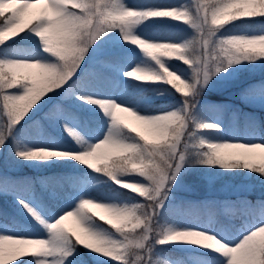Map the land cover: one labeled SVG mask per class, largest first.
<instances>
[{
  "label": "snow or ice",
  "instance_id": "1",
  "mask_svg": "<svg viewBox=\"0 0 264 264\" xmlns=\"http://www.w3.org/2000/svg\"><path fill=\"white\" fill-rule=\"evenodd\" d=\"M193 16L181 5L178 8L128 9L123 0H0V46L6 45L21 34L28 32L36 37L39 50L46 59H3L0 58V147L12 135L13 129L41 102L51 99L53 94L70 86L86 63L90 49L102 37L118 30L124 43L137 47L141 53L153 62L152 68L135 67L126 73L127 77L150 83L170 85L179 97L181 107L164 114L145 117L136 114L115 102L89 100L98 105L105 117L110 118L107 131L101 127L97 135L103 139L94 146H86L76 153L49 150H17L13 152L18 160L45 161L50 158L72 159L89 170L102 173L121 188H131L146 202L134 207L115 206L100 203L91 198H82L74 210L61 214L53 223L44 224L21 200L17 202L32 218L45 228L48 239L20 238L0 235V264H8L16 256L48 258L67 256L71 247L83 248L101 257H110L117 264H128L126 257L136 249H145L152 239L154 216L167 199L169 181H174L186 159L187 149L203 150L202 159L195 163L203 166H219L221 169H244L264 175V163L254 166L249 160L260 153L264 159L262 143L206 142L197 138V133L213 129L210 123L194 120V110L199 96L198 87L206 84L211 75L225 71L228 67L242 62L254 63L264 60V51L251 47L235 49V40L258 41L264 39V26L247 36L217 35L227 25L239 19L264 18V0H192ZM29 9H37L32 19L24 22ZM143 19H170L182 21L196 32V39L186 44L170 42H145L131 34L133 26ZM158 45L172 46L167 49ZM178 48L177 55H172ZM167 57L194 67L191 83L186 81L176 69L167 65ZM212 69L211 75L209 69ZM37 70L39 80L33 79L31 70ZM115 66L104 61L88 70L87 78L80 89L92 86L107 79L106 73ZM166 73H172L183 82V87H174ZM199 76V79L197 77ZM79 90V89H78ZM78 90H74L78 91ZM77 96V99H81ZM55 108L52 118L62 114ZM118 113H126L135 122L143 126L138 130L120 118ZM218 130V129H217ZM67 132L68 130L65 129ZM124 133L132 134L131 137ZM134 133V135H133ZM74 141L83 142L69 132ZM102 149L109 153H101ZM105 161L99 166L98 161ZM131 172L137 173L145 181H123L121 177ZM91 209H100L110 217L108 224L115 229L114 239L104 232L94 230L90 223L96 221ZM264 208L254 216L256 223L246 235H242L234 246L194 230L165 229L157 232L155 243L165 245L183 242L214 250L226 259V264H264ZM73 218L84 237L62 227L64 220ZM101 220L104 217L100 218ZM98 227H103L101 224ZM205 237H211L218 246H211ZM142 259L135 255V262ZM133 262V264H135ZM31 264V262H29ZM38 264H44L40 260ZM52 264H63L53 259ZM71 264V262H69Z\"/></svg>",
  "mask_w": 264,
  "mask_h": 264
},
{
  "label": "trees",
  "instance_id": "2",
  "mask_svg": "<svg viewBox=\"0 0 264 264\" xmlns=\"http://www.w3.org/2000/svg\"><path fill=\"white\" fill-rule=\"evenodd\" d=\"M134 2L137 4L134 9L173 8L172 0H134ZM180 23L170 19H143L140 25L144 34L151 39L156 38L155 42L166 41L179 45L194 41L196 35L189 30L186 31ZM260 26H264V18L239 19L233 23L230 22L226 27L230 31L256 32ZM101 40L100 52L81 66L84 71L75 81L58 94H53L50 100L46 98V102L42 101L41 105L35 107L23 121L15 126L12 135L2 147L0 226H8L15 234L44 237L49 235L44 227L25 214L21 205L6 200L7 196L10 197V192L19 194L22 201L31 206L35 203L39 204V213L46 218L55 217L64 206L72 204L80 196L82 189L93 180L99 182L90 186L89 192L100 200L130 205L146 203L133 190L121 188L102 173L89 170L72 159H58L52 163L32 166L27 161L18 160L13 152L14 145L17 150H20L25 143L46 144L68 152H78L81 144L78 145L69 135V132L73 133L71 129L76 128L67 121V117L70 115L79 117L82 131L97 133L101 125L105 123V118L98 109V105L91 107L88 101L97 100V96L101 93L110 96L111 91L121 82L125 84V95L138 101L137 110L141 113H155L174 104L178 109L181 107L179 97L182 94L174 93L175 90L171 89L170 85L125 77L126 66L153 67V62L146 58L137 47L120 41L111 33L102 37ZM37 51L40 50L36 37L25 32L6 45L0 46V57L31 55ZM41 57L46 59L43 53ZM164 59L167 60L166 63L171 69L178 70V73L191 83L192 68L183 64L182 61L167 57ZM99 60L114 65L115 69L106 73L107 79L103 82L80 89V84L87 78L88 70L95 67ZM235 80L223 88H204L198 91L199 101L194 110V120L212 124L207 119L214 113L222 111L231 133L234 134L236 124L247 140L252 138L257 130H261L264 136V109L252 107L241 99L244 95L264 94V60L246 65ZM74 90L78 91L74 93ZM77 96L82 98L77 99ZM226 104L229 106L227 109ZM57 107L63 112L60 116L52 118L50 113ZM65 129L68 131L66 132ZM220 133V129L215 128L203 130L197 133V138L203 139L204 135L218 136ZM124 135L132 136L129 133ZM186 152L190 170L186 173L185 180L194 182L199 178V173L207 172L215 176L214 191L219 190L227 180H231L235 173L240 175L244 171V169L225 170L219 166L199 165L195 161L203 158V150L187 149ZM103 164L99 166L102 167ZM121 178L143 180L135 172ZM250 181L251 187L247 191L214 192L207 197L186 191L174 193L172 198L168 195L153 218L152 239L148 242L150 255L154 256L153 258L163 255L180 264H221L225 258L220 254L158 245L155 243L159 238L157 232L162 233L170 223H175L179 227L202 226L208 231H214L226 241H233L238 237L241 229H248L256 223L254 220L256 212L264 208V175L252 172ZM94 218L115 231L110 224L99 217L94 216ZM263 219L264 216L260 217V220ZM68 252L67 256H57L64 264L69 262L71 264H117L114 261L97 262L87 250L80 247H77L75 251L69 247ZM131 256H134L133 252ZM127 260L128 264H133V258H127ZM135 264H143V262L139 261Z\"/></svg>",
  "mask_w": 264,
  "mask_h": 264
},
{
  "label": "rangeland",
  "instance_id": "3",
  "mask_svg": "<svg viewBox=\"0 0 264 264\" xmlns=\"http://www.w3.org/2000/svg\"><path fill=\"white\" fill-rule=\"evenodd\" d=\"M123 3L128 9H134L137 5L134 2V0H123ZM172 3H173L172 4L173 8H178L181 5H184L185 8L190 12V14H192L193 16L195 15L194 8L192 5V0H172ZM36 11H37V9H29L28 12L25 14L24 22L27 23L29 20H31L34 12H36ZM180 22H181L180 25H183V28L186 31L189 30L193 34L197 35L195 30L192 27L185 25L182 21H180ZM253 33H255V32H248L246 30H237V31L232 30V31H230L226 27V28L222 29L220 32H218L217 35L219 37L247 36V35H251ZM111 34L115 35L120 41H123L121 39V36H120V33L118 30L111 32ZM131 34L137 38L143 39L145 42H155L156 41V38L151 39L149 36H147L146 34H144L142 32L140 23L138 25H135L132 27ZM101 47H102V40L98 41L97 44L94 45L90 49L89 56H88L87 60H90L93 56L97 55L100 52ZM110 47H111V45H110ZM0 58H3V59H33V60L43 59L41 57L40 51H37L32 55H4ZM257 61L260 63V61H263V60H257ZM248 64H249L248 62H242L239 64H235L231 67H228L225 71L217 73L216 75H211L212 69L210 67L209 74L211 75V78L208 80V82L206 84L199 86L198 91H201L204 88H214V87L223 88L225 86H228L231 82L236 81L235 79L237 78L239 73ZM135 67H138V66H134V65L131 67L126 66V68L124 69L125 77H127L126 73L128 71L133 70ZM194 67L195 66L192 67V73H193ZM31 71L33 73V79L39 80L37 70L33 69ZM197 79H199V76L197 77ZM124 86H125V84L123 82H121L111 91L110 96H107L106 94L101 93L97 96V100L106 101V102H115L118 104V106L126 107L129 110L134 111L136 114H138L140 116H145V117L156 116V115H160V114H164L166 112L172 111L173 109H178L177 106L174 104L169 108L163 109V110L155 112V113H141L137 110L138 101L132 100L131 98H129L125 95V90H124L125 87ZM241 99L244 100L247 104L251 105L252 107H256L258 109H264V94L244 95L241 97ZM90 106L96 107L97 105L90 104ZM227 108H229L228 104H226V109ZM98 109L100 110V112L102 114V110L99 108V106H98ZM118 115L120 116V118L122 120L130 123L132 126L136 127L138 130H143V126L139 125L138 122L133 121L131 119V117H129L126 113H118ZM102 116L105 118V123L102 124L101 127H103L104 131L106 132L107 128H108V124L110 123V118L105 117L103 114H102ZM67 121L70 122L71 125L75 126L76 129H71V130L74 133V135L76 137H78L83 142L81 144V146H80L81 148L78 150V152L83 150V148L86 146H94L95 143H97L103 139V134L98 136L97 133H92V132L87 133V132L82 131L81 130L82 127L80 125L79 117H77L75 115H70L69 117H67ZM207 121H211V123L214 126H216L215 129H220L221 133L218 136L204 135L202 140H204L206 142H229V143H244V144L262 143V144H264V136L262 135L261 130H257L255 132L254 136L252 138H250L249 140H247L245 138V134L243 133V131H241L239 129V127L236 124H235L236 130H235L234 134L231 133L229 131L228 125L225 121L224 112H222V111L214 113L211 118L207 119ZM20 150L21 151H25V150H49V151H60V152H65V153H69V154L75 153V152H68V151H66L64 149H60V148H53L50 145H46V144H30V143H25L24 146ZM101 153L110 154L109 150H106V149H102ZM1 155H2V147L0 148V156ZM56 160H58V159L57 158H50V159L45 160V161H27V162L30 163L32 166H37V165L45 164V163H52ZM104 162L105 161L100 160V161H98V164L100 165L101 163H104ZM249 163L258 167V166H260L261 163H264V159L261 158L260 153H256L249 160ZM189 170H190V165L187 163V160L185 159L183 166L181 167L180 171L175 176V180L168 182V187L170 188V190L167 191V197L169 195V197L172 198L174 196V193H179V192L185 193V191L186 192H192L196 195L197 194H200V195L203 194L204 197H207L214 192H220V193L240 192V191H247L251 187L250 177L252 175V171H250V170H244L243 173L240 175L235 173L233 178H231V180L230 179L227 180L225 182V184L219 190H216V191L213 190V182L215 180L214 175L208 174L207 172L199 173V178L197 180H195L194 182H187L185 180V175ZM195 176L197 177V174H195ZM121 179L125 182L134 181V182L139 183V184L145 183V181L140 180L138 178H121ZM98 182L99 181H97V180H93L89 184H87L82 189L80 196L72 204L64 206L62 211H60V213L56 217H52V218L43 217L39 213L40 205L37 203H35L34 205L32 204V206L27 202H25V204L33 211V213L40 220H42L44 222V224L53 223L61 214L65 213L67 211L74 210L77 203L82 198H91L97 202L115 205V206L134 207L136 205V204L130 205V204H126V203L119 204V203L114 202V201H104V200H100V199L96 198L94 195L90 194L89 187L97 184ZM127 189L133 190L131 188H127ZM171 191H174V192H171ZM10 194H11L10 197L7 196L6 200H8L10 202H15L17 205H20L17 201L18 200L22 201L21 196L19 194L11 193V192H10ZM22 209L27 216L32 217L28 214V212L25 211V209L23 207H22ZM90 211L92 213H95V216H97L99 218L104 217L103 221H105V222L110 219V217H108V215L100 209H91ZM260 222H264V219L260 220ZM100 224L101 223L96 220L94 222H91L89 226L93 227L94 230L104 232L106 235H108L114 239H122V237H117L116 232L111 230L107 226L101 224L103 227H98V225H100ZM62 227L63 228H69L71 231H74L77 234H79L82 239H85V242L92 243L91 241L87 240L86 237H84V234L80 231L79 227L77 226V224L73 218L69 217L68 219L64 220ZM165 229H170L172 231H176V230L200 231L204 234L212 235L214 238L220 240V242L225 243L226 246H234V244L238 241V239L242 235H246L247 232L250 230V228L249 229H241L240 234L236 239H234L233 241H226L220 235L216 234L214 231H208L202 226H189V225H187V226L179 227L175 223H170L165 227ZM0 235H7L10 237H20V238H42V239H48L49 238V235L44 237V236H31V235L29 236V235H24V234H15L6 225L0 226ZM165 245H170V246L178 247V248H182V249L199 250V251H203V252L218 254L214 250L204 249L198 245H192V244H187V243H183V242H175V243H169V244H165ZM88 252L93 256V258L97 262H111L112 261L110 259V257H101L98 254L92 253L90 251H88ZM132 252H133L134 256H131V252H130L129 255L126 257V259L127 258H133V262H135V255H140L142 257V259L140 261H142L143 264H180L177 261L169 260V259L165 258L163 255H159L158 257L153 258L154 256L150 255V253H149L148 245L145 249H136V250H133ZM53 259L60 260L57 256L56 257H48V258H33V257L16 256V257H13L12 259H10L8 264H29V262H31V264H38V262L40 260H43L44 264H52ZM63 264H64V262H63ZM221 264H226V259Z\"/></svg>",
  "mask_w": 264,
  "mask_h": 264
},
{
  "label": "clouds",
  "instance_id": "4",
  "mask_svg": "<svg viewBox=\"0 0 264 264\" xmlns=\"http://www.w3.org/2000/svg\"><path fill=\"white\" fill-rule=\"evenodd\" d=\"M157 47L162 48V49H167L172 46L158 45ZM232 47L237 50L254 47L261 51H264V39H261L258 41L235 40L232 44ZM178 52H179L178 48H173L172 55H177ZM166 76L170 78V82L173 84L174 87H177V88L183 87V82L180 81L178 77H175L172 73H166ZM204 239L207 240L211 246L213 247L218 246V242L213 240L211 237H205Z\"/></svg>",
  "mask_w": 264,
  "mask_h": 264
}]
</instances>
